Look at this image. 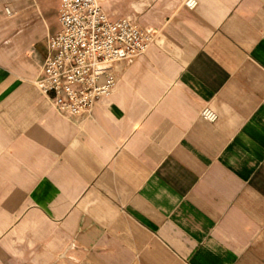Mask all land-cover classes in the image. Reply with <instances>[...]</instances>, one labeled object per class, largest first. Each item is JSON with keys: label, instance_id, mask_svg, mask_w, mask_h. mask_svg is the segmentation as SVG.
<instances>
[{"label": "crops", "instance_id": "1", "mask_svg": "<svg viewBox=\"0 0 264 264\" xmlns=\"http://www.w3.org/2000/svg\"><path fill=\"white\" fill-rule=\"evenodd\" d=\"M187 1L103 0L155 41L69 117L61 1L0 0V264H264V0Z\"/></svg>", "mask_w": 264, "mask_h": 264}, {"label": "built area", "instance_id": "2", "mask_svg": "<svg viewBox=\"0 0 264 264\" xmlns=\"http://www.w3.org/2000/svg\"><path fill=\"white\" fill-rule=\"evenodd\" d=\"M61 29L48 39V56L39 80L42 93L64 116L83 117L110 97L118 83L115 64L145 55L155 35L129 17L113 19L103 0H60ZM196 0H188L194 9ZM9 15L13 14L6 8ZM202 118L218 114L205 107Z\"/></svg>", "mask_w": 264, "mask_h": 264}]
</instances>
